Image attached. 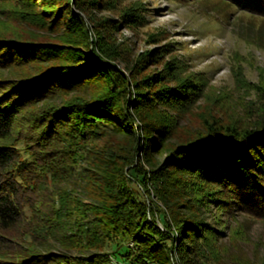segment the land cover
<instances>
[{
    "label": "trees",
    "instance_id": "trees-1",
    "mask_svg": "<svg viewBox=\"0 0 264 264\" xmlns=\"http://www.w3.org/2000/svg\"><path fill=\"white\" fill-rule=\"evenodd\" d=\"M144 11L0 0V264H264L231 256L229 226L204 217L264 209V91L252 125L180 128L201 85L176 61L151 70L168 47L120 40Z\"/></svg>",
    "mask_w": 264,
    "mask_h": 264
},
{
    "label": "rangeland",
    "instance_id": "rangeland-1",
    "mask_svg": "<svg viewBox=\"0 0 264 264\" xmlns=\"http://www.w3.org/2000/svg\"><path fill=\"white\" fill-rule=\"evenodd\" d=\"M126 1L147 10L143 25L122 29L118 35L131 45L134 56L168 47L162 56L163 51L158 52L161 63L151 70L176 61L180 74L191 75L201 85L200 96L181 118L180 128L195 131L211 116L237 126H249L257 120L258 95L264 91V0ZM98 15L108 13L100 11ZM7 16L0 13V29L8 26ZM14 31L18 36L30 32L26 25L16 26ZM29 124L22 125V130H30ZM47 191L33 193L32 198L48 200L51 191ZM210 211L204 215L208 222L212 223L216 215L229 226L226 234L230 236L222 237L220 242L231 256L264 261V209L243 207L233 209L231 215L215 208Z\"/></svg>",
    "mask_w": 264,
    "mask_h": 264
}]
</instances>
